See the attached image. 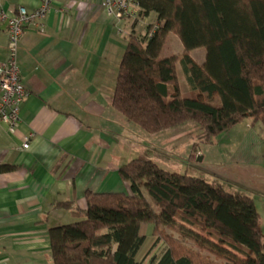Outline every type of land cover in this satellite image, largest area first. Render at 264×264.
Segmentation results:
<instances>
[{"label": "trees", "instance_id": "obj_1", "mask_svg": "<svg viewBox=\"0 0 264 264\" xmlns=\"http://www.w3.org/2000/svg\"><path fill=\"white\" fill-rule=\"evenodd\" d=\"M137 2L142 15H155L158 27L150 37L127 33L112 109L152 135L196 121L197 144H211L245 119L260 122L264 133V0ZM171 32L183 46L179 58L162 55ZM200 47L206 50L201 64L190 56ZM177 59L187 96L180 94ZM118 174L129 193L87 191L85 210L74 211L80 219L49 229L53 264H143L134 256L143 223L166 244L157 264H264L252 197L164 169L143 152Z\"/></svg>", "mask_w": 264, "mask_h": 264}, {"label": "crops", "instance_id": "obj_2", "mask_svg": "<svg viewBox=\"0 0 264 264\" xmlns=\"http://www.w3.org/2000/svg\"><path fill=\"white\" fill-rule=\"evenodd\" d=\"M0 4L11 15L19 6L33 10L40 1L0 0ZM47 13L40 28L27 26L19 41L16 63L27 90L19 122L14 132L0 122V264H53L49 229L79 220L74 211L85 210L87 191L129 193L118 168L131 153L143 152L128 120L112 109L116 70L127 38L123 43L95 0H55ZM150 17L155 19L154 14ZM4 26L0 21L2 62L8 44ZM200 56L203 63L205 54ZM260 125L258 133L252 125L236 130L239 144L218 178L253 198L264 234ZM29 134V146L23 149V136ZM152 158L161 167L163 161H172ZM174 163L176 170L171 171L182 172V165ZM152 230L148 223L138 230L143 242L134 256L143 264H157L165 250Z\"/></svg>", "mask_w": 264, "mask_h": 264}, {"label": "rangeland", "instance_id": "obj_3", "mask_svg": "<svg viewBox=\"0 0 264 264\" xmlns=\"http://www.w3.org/2000/svg\"><path fill=\"white\" fill-rule=\"evenodd\" d=\"M152 19L154 20V18ZM128 32L129 29L126 30L125 34ZM121 38L122 42L124 43L127 38V34H122ZM163 45L162 55L174 54L178 58L182 55L183 50L179 47H182V44L179 38L176 36L175 32H171L167 35L165 44ZM202 53H206V50L203 47L197 48L196 51L192 53V56H194L195 59H199L196 60L199 64H201L200 61L202 60V56L200 55ZM176 73L178 78L177 81L179 82L181 88L180 94H182L183 96L189 95V87L187 81H185L186 79L178 59L176 61ZM128 122L130 126H132L131 131L133 132L131 133L134 135L133 139L137 140L140 143L139 145H142L141 148L143 153H145L149 157L160 158V160L172 159V161L168 164H165L163 161L162 167L164 169L176 170L175 167H177V164H175L174 162H178L180 163V165H182V172L185 171L187 166V173L189 175L197 176L207 181H218L228 192L234 194L243 193L241 190H237L236 187L232 188V182H228L226 181V179L218 177H220L219 173L220 169H222L223 167L222 165H224V161L228 159L229 155L235 151L237 145L239 144V142L237 141L238 136L235 135L236 130H239L241 128L245 129L246 126L252 125V130L258 133V128L261 124L260 122L252 123L250 119L243 120L239 123V125L228 132V136L230 137H221L226 134L223 133L222 135L213 138L211 144H197L195 142V136L199 133V126L196 121H192L191 119L190 121H186L176 128L159 132L154 135L146 133L134 123L130 121ZM130 157L132 159L134 157V154L131 153ZM187 160H190V165H187ZM146 195L148 196V194ZM148 198L151 200L149 196ZM175 236H177V234H175ZM184 242L185 245L193 247L196 250V246L191 241ZM164 246L165 249V243ZM202 253L204 255H208V253H206L205 251Z\"/></svg>", "mask_w": 264, "mask_h": 264}, {"label": "built area", "instance_id": "obj_4", "mask_svg": "<svg viewBox=\"0 0 264 264\" xmlns=\"http://www.w3.org/2000/svg\"><path fill=\"white\" fill-rule=\"evenodd\" d=\"M40 4L33 10L19 6L13 14L0 4V21L5 24L8 36L7 56L0 61V122L6 123L10 132H14L19 122L20 106L27 96V90L20 76L17 62V50L27 26L40 28L41 21L50 12L55 0H39ZM100 2L109 18V23L116 34H125L134 29L143 36L150 37L158 27V22L150 16L140 13L137 0H95ZM128 32V33H129ZM128 35V34H127ZM29 134L23 136L22 148L26 149L30 142Z\"/></svg>", "mask_w": 264, "mask_h": 264}, {"label": "water", "instance_id": "obj_5", "mask_svg": "<svg viewBox=\"0 0 264 264\" xmlns=\"http://www.w3.org/2000/svg\"><path fill=\"white\" fill-rule=\"evenodd\" d=\"M201 159V158H200Z\"/></svg>", "mask_w": 264, "mask_h": 264}]
</instances>
